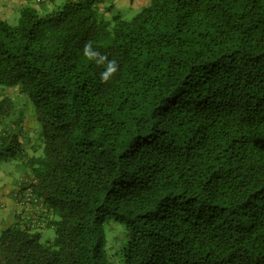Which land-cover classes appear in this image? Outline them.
I'll return each mask as SVG.
<instances>
[{
  "label": "trees",
  "instance_id": "16d2710c",
  "mask_svg": "<svg viewBox=\"0 0 264 264\" xmlns=\"http://www.w3.org/2000/svg\"><path fill=\"white\" fill-rule=\"evenodd\" d=\"M104 1L0 17V84L39 125L28 143L0 97V162L28 173L0 264H264V0H150L110 20ZM88 41L119 64L108 83Z\"/></svg>",
  "mask_w": 264,
  "mask_h": 264
},
{
  "label": "rangeland",
  "instance_id": "374dc122",
  "mask_svg": "<svg viewBox=\"0 0 264 264\" xmlns=\"http://www.w3.org/2000/svg\"><path fill=\"white\" fill-rule=\"evenodd\" d=\"M150 0H105L103 4L99 5L100 11L103 13V17L106 20H110L111 17L119 13L122 17L129 19L131 16L136 14L144 5L148 4ZM11 23V22H10ZM12 24V23H11ZM4 95H9L13 101L16 103L17 111L22 112V123L24 132L27 134V139L31 142H35L33 130H35L36 124L39 127L38 123L35 122L32 111L31 103L25 98V96L19 94L16 88H10L5 85L0 84V97ZM27 129V130H26ZM32 129V132L30 131ZM30 131V132H29ZM30 141L28 143H30ZM27 147L25 146V150ZM26 154H30V151L27 149ZM0 168L3 171H0V181L3 186H0V189L8 190L12 188V184L16 185L21 179H24V175L28 176V173H25V170L22 165V160L15 158L9 161L0 162ZM11 185V186H10ZM54 231L51 227H45L41 231V240L47 241L51 240L53 237ZM106 239H107V248L110 252L118 250L122 240H123V231L118 224L109 223L106 226Z\"/></svg>",
  "mask_w": 264,
  "mask_h": 264
},
{
  "label": "crops",
  "instance_id": "0c3cea01",
  "mask_svg": "<svg viewBox=\"0 0 264 264\" xmlns=\"http://www.w3.org/2000/svg\"><path fill=\"white\" fill-rule=\"evenodd\" d=\"M54 1L59 0H40L38 2L36 0H0V17L14 23L18 16L17 10L19 5L26 3L37 9L43 10L50 7L49 3ZM0 171L5 173L2 168H0ZM21 177L16 185L12 184V188L8 190L0 189V230L13 225L16 221L17 214L20 211V206H18L15 201V193L19 190L24 181ZM0 186L3 185L0 184Z\"/></svg>",
  "mask_w": 264,
  "mask_h": 264
},
{
  "label": "clouds",
  "instance_id": "9594fccd",
  "mask_svg": "<svg viewBox=\"0 0 264 264\" xmlns=\"http://www.w3.org/2000/svg\"><path fill=\"white\" fill-rule=\"evenodd\" d=\"M83 56L88 61L94 62L98 67L102 66L100 72V80L102 83L111 81L119 71V64L115 58L109 59L108 55L102 54L99 50L93 47V43L88 41L83 47Z\"/></svg>",
  "mask_w": 264,
  "mask_h": 264
},
{
  "label": "built area",
  "instance_id": "2783aa9c",
  "mask_svg": "<svg viewBox=\"0 0 264 264\" xmlns=\"http://www.w3.org/2000/svg\"><path fill=\"white\" fill-rule=\"evenodd\" d=\"M21 199L25 200V202L33 199L31 188L27 184L25 185V188L23 189V193H22V198ZM33 201H35V200H33Z\"/></svg>",
  "mask_w": 264,
  "mask_h": 264
}]
</instances>
